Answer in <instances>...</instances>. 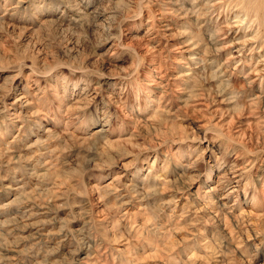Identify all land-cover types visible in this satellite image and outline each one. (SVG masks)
I'll return each mask as SVG.
<instances>
[{
  "label": "rangeland",
  "instance_id": "1",
  "mask_svg": "<svg viewBox=\"0 0 264 264\" xmlns=\"http://www.w3.org/2000/svg\"><path fill=\"white\" fill-rule=\"evenodd\" d=\"M77 3L0 0V264H264L263 104L208 74L186 104L183 29L149 42L145 2ZM216 157L237 193L205 194Z\"/></svg>",
  "mask_w": 264,
  "mask_h": 264
},
{
  "label": "bare ground",
  "instance_id": "2",
  "mask_svg": "<svg viewBox=\"0 0 264 264\" xmlns=\"http://www.w3.org/2000/svg\"><path fill=\"white\" fill-rule=\"evenodd\" d=\"M63 1L69 4V6L77 7L76 9L79 10L78 17L81 18L83 17L82 14L84 13L78 8L79 2L77 3V0H63ZM136 1L139 6H141L145 2V6L147 7V13L145 15L147 20V29L145 32L147 41L149 42L157 41L160 35L163 36L167 34L166 36L171 37L173 35L172 31L175 29H183V32H181L183 36H187V37L189 36V39L181 42L179 45H176L177 49L181 51L183 58L188 60L189 66L186 68L190 70L186 73L178 74L179 75L178 78L185 77L189 80V81L186 80L187 84L185 85L186 86L185 89H189V92L184 91L185 94L187 93L186 94L187 97L184 100L186 104L189 103L188 102L189 99L195 100L196 99L195 97H198L200 95L198 93L194 94L195 91L194 92L192 91L195 87L193 83L196 84L198 82L200 75L208 74V77L211 80L213 81L218 80L222 87H225V89H229L230 93L233 94V97L231 99L234 100L235 102L241 100L243 101V105L244 106L247 105L248 108H250V106L256 103V101L257 103L259 102L264 106V96L261 95L262 90L264 89V54H263L264 0H136ZM243 2L246 5L243 11L241 10L239 11L240 8L239 6L242 5ZM233 10L235 11V13L230 17V14L228 13L229 12L231 13V11ZM143 12L144 11L141 10L139 12V15L144 16ZM75 20H77V18H75ZM247 24H249L248 27L246 28L247 30L243 31L245 33H242L241 29H243V27L246 26ZM156 27L158 28L156 29ZM156 31L157 33H155ZM234 31H236V34L233 35ZM258 46H260V49L257 53L261 55L255 57L254 54L256 53L253 54V52L255 51L256 47L258 48ZM246 50H248V54H246ZM230 51L232 52V54H230L221 63H218L216 68H212V65L217 62L218 57H220L221 54H225ZM234 60L235 62L237 61L239 62L233 65L232 62H234ZM194 64H197V66H193V67L190 66ZM258 83H260L259 84L260 89L258 91L259 93L256 94L255 98L254 97L252 98L253 96L252 94L254 92L253 91L254 85H258ZM148 85H150V83ZM55 91L57 92V90ZM56 92L55 94L61 98L62 95L57 94ZM63 93H65V91ZM73 94H75V90L72 92V96ZM21 98H25L24 93L17 100H21ZM79 100L80 98L78 97L77 100L74 101V104ZM26 103L29 104L28 99H26ZM198 105H202V104H198ZM254 107L256 108V106ZM254 112L255 111L252 112L251 109L248 110V113H250L251 115L252 113L254 114ZM261 112L262 114L260 116L255 118L253 117L252 120L249 119L250 121H252L249 124L255 123L256 119H261V121L264 123V108H262ZM105 131L106 130L103 125L102 127L97 128L93 134L98 135L99 133ZM4 150L8 151L10 149L6 147ZM260 159L262 163L259 166L260 170L258 171V173L262 174L264 172L263 171L264 155L260 156ZM215 160L216 161L213 163V165L209 167L210 169H208L209 171L206 174L205 182L207 181L210 182L212 180V176H214L216 172L218 173L217 181L215 185H211L205 190V194L209 193L211 197L213 195H216L218 190H221L223 187H225V185L223 186V182H224L223 179H226L229 182L230 181L235 182L236 185L234 187L237 188H233L232 191L229 193H233V192L237 193L240 187L242 186L241 176L239 175L235 176V173L238 170L235 169L234 166L231 167V164L224 159H220L219 157H216ZM150 172L151 171H149L148 174ZM192 177L194 176L189 174V178L193 179ZM260 177L261 175L259 176L258 179H260ZM108 184H111V182H109ZM130 185H132L133 187H135V189H137L136 192H139L140 189L142 190L144 189L143 187H139L138 184H136V182H133ZM246 189H247V183L243 185V190H244L243 193L245 195V198H249V199L251 198V200H253L252 205H255L256 203L254 202V200L256 196L254 194L250 196V194H248ZM229 193H227L226 196L221 197V199H218V202L220 200H224L228 198ZM217 214L215 213L216 216ZM240 215L241 214H239V216ZM224 216H226V214ZM236 223H238V221ZM231 228L233 229V227Z\"/></svg>",
  "mask_w": 264,
  "mask_h": 264
}]
</instances>
